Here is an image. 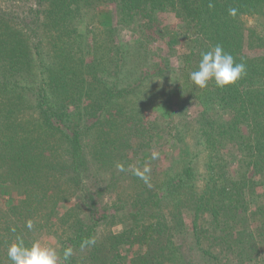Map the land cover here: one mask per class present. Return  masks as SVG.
Segmentation results:
<instances>
[{
  "label": "trees",
  "instance_id": "1",
  "mask_svg": "<svg viewBox=\"0 0 264 264\" xmlns=\"http://www.w3.org/2000/svg\"><path fill=\"white\" fill-rule=\"evenodd\" d=\"M8 2L0 264L18 238L55 239L59 264H264V53L246 51L264 48V0ZM217 44L247 74L198 89Z\"/></svg>",
  "mask_w": 264,
  "mask_h": 264
},
{
  "label": "clouds",
  "instance_id": "2",
  "mask_svg": "<svg viewBox=\"0 0 264 264\" xmlns=\"http://www.w3.org/2000/svg\"><path fill=\"white\" fill-rule=\"evenodd\" d=\"M235 11L229 10L231 15H235ZM246 74L245 64L237 63L230 53L217 44L201 53L198 68L190 72L189 79L201 90L207 88L210 82H214L217 88L225 89L235 86ZM27 226L31 229V222ZM7 255L12 264H59L61 259L55 248L43 246L39 241L27 246L19 238L9 246ZM71 255L72 250L66 249L63 258L67 260Z\"/></svg>",
  "mask_w": 264,
  "mask_h": 264
},
{
  "label": "rangeland",
  "instance_id": "3",
  "mask_svg": "<svg viewBox=\"0 0 264 264\" xmlns=\"http://www.w3.org/2000/svg\"><path fill=\"white\" fill-rule=\"evenodd\" d=\"M16 2L14 4L8 2L6 4H3V6L6 9L11 10L12 13L18 14L19 16H28L30 15L31 9L34 8V0H15ZM256 23V22H255ZM248 24L252 27L254 26V22L253 20H248ZM257 24V23H256ZM259 29V34L261 36L264 35V21L262 23L261 26L258 27ZM153 46L155 48H159L162 47L161 42L159 40H154L153 41ZM247 54L254 56V55H258V54H262L264 53V48H250V49H246ZM168 108V107H167ZM167 108H162L161 110L155 106L152 107H147V113L150 116H157L159 117V119H168L169 116V110ZM148 171V174H152L151 172L152 169H150V167L146 170ZM115 197H113L112 199L110 198V194H108L106 196V201H108L109 203L112 202L114 200ZM6 199H8L6 197ZM4 203L0 204V207L3 208ZM3 210V209H2ZM5 210V209H4ZM39 242L43 245V246H49V247H53L56 249L57 247V243L55 242V239L52 238H42L39 240ZM57 251V249H56Z\"/></svg>",
  "mask_w": 264,
  "mask_h": 264
}]
</instances>
